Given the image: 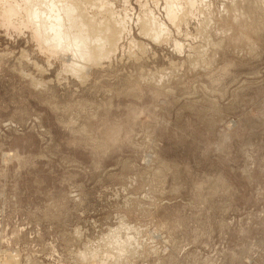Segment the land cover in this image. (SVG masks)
<instances>
[{"label": "rangeland", "instance_id": "rangeland-1", "mask_svg": "<svg viewBox=\"0 0 264 264\" xmlns=\"http://www.w3.org/2000/svg\"><path fill=\"white\" fill-rule=\"evenodd\" d=\"M106 3L80 80L0 22V261L264 264V0Z\"/></svg>", "mask_w": 264, "mask_h": 264}, {"label": "bare ground", "instance_id": "bare-ground-1", "mask_svg": "<svg viewBox=\"0 0 264 264\" xmlns=\"http://www.w3.org/2000/svg\"><path fill=\"white\" fill-rule=\"evenodd\" d=\"M106 1L107 0H0V22L2 26L6 28L11 27L12 29H16V30L20 28L21 29L25 28L29 30L33 40L36 41V43L38 44L42 52L49 55V57L52 55H57L63 61H66V63L68 62L69 64L67 63L68 65H66L67 71H69L68 73L71 72V74L73 73L74 76L77 75V77H79V80H80L81 75L79 76V74H82L81 71L84 68H86L85 67L86 65L95 66V64H98L102 60V57H106L104 56L106 52L109 53V50L112 51L113 48L115 49V47L117 46L119 35H121L122 34L121 32L123 31L122 29L123 27L121 26L123 25L122 24L123 22L120 25V21L118 20V18L112 21L110 19L107 20L103 16L101 17L103 18L102 20L98 19L97 21L95 20V17H93V16H96V14L94 15L93 11H92L93 16L92 14L91 15L89 14L90 9L88 10V8H90L93 5H94L93 6L94 9L95 7L96 8L100 7V9L102 8L101 9L102 11L104 10L108 12L110 9L112 10V8L110 9L108 8L109 10H105L103 8L106 6L107 3H109V2L106 3ZM195 2L196 1H194V3ZM110 5H107V6L111 7ZM166 5H167V2H166ZM172 10L169 9L167 11L168 17L171 22L174 21V18H175V16H173L174 14H172ZM181 12L185 13V11L184 12L181 11ZM111 13H113V10L111 11ZM99 14L101 16L102 12L100 11ZM109 14L110 13L106 14V12L103 13V15H107V16H110ZM97 16L99 18V15ZM143 16L144 15H142V17ZM183 16L186 17L187 13ZM141 18L138 19L140 23L141 21L144 22V20H142ZM146 18H148V16H146ZM178 18L176 17V20ZM179 19H180V22H182L181 21L182 18H179ZM114 21H116L115 24H114ZM147 22H149V20ZM177 24L178 23L176 21V26ZM178 27H179V24H178ZM140 28H141L140 31L143 32V35L144 34L146 36L149 35L148 37H150L151 32L149 34L147 33L149 31L145 27V25H140ZM160 29L162 31L163 28H160ZM154 32H156L155 28H154ZM154 32L152 33L154 34ZM202 34L203 33H201V35ZM151 37H152V34H151ZM162 41L164 40L162 39ZM130 48H133V47L130 46ZM141 49L142 48H140V50ZM32 84L35 85L37 83L34 84V81H32ZM121 248L123 249L124 247H121ZM115 259H117V257ZM12 262L13 261H10L9 258H5L0 261V264H13L14 262L13 263Z\"/></svg>", "mask_w": 264, "mask_h": 264}]
</instances>
